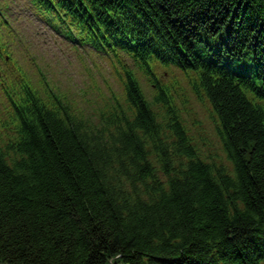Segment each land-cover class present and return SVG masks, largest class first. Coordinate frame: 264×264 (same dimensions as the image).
<instances>
[{"label": "trees", "instance_id": "16d2710c", "mask_svg": "<svg viewBox=\"0 0 264 264\" xmlns=\"http://www.w3.org/2000/svg\"><path fill=\"white\" fill-rule=\"evenodd\" d=\"M36 1L76 42L136 69L124 71V100L97 116L46 82L12 104L0 126V263L264 264V109L245 96L264 101V0ZM157 67L191 76L211 102L230 170L199 157Z\"/></svg>", "mask_w": 264, "mask_h": 264}, {"label": "rangeland", "instance_id": "374dc122", "mask_svg": "<svg viewBox=\"0 0 264 264\" xmlns=\"http://www.w3.org/2000/svg\"><path fill=\"white\" fill-rule=\"evenodd\" d=\"M7 1L10 25L2 29L1 37L9 45L2 56L10 59L5 62L0 59V87L5 86L16 67L29 74L33 81L38 79L40 68L47 79L67 90L83 105L95 106L110 92L118 97L123 94L124 71L135 70L130 61L108 60L92 55L89 50L72 48L70 41L52 33L39 20L30 18L21 0ZM154 73L159 84L168 88L172 110L184 119L202 156L225 161L210 105L196 96L191 80L170 68L157 67ZM136 79L145 97L152 99L155 90L148 78L137 74Z\"/></svg>", "mask_w": 264, "mask_h": 264}, {"label": "bare ground", "instance_id": "6f19581e", "mask_svg": "<svg viewBox=\"0 0 264 264\" xmlns=\"http://www.w3.org/2000/svg\"><path fill=\"white\" fill-rule=\"evenodd\" d=\"M255 87L259 86V85H254Z\"/></svg>", "mask_w": 264, "mask_h": 264}, {"label": "water", "instance_id": "95a60500", "mask_svg": "<svg viewBox=\"0 0 264 264\" xmlns=\"http://www.w3.org/2000/svg\"><path fill=\"white\" fill-rule=\"evenodd\" d=\"M1 264V263H0Z\"/></svg>", "mask_w": 264, "mask_h": 264}]
</instances>
